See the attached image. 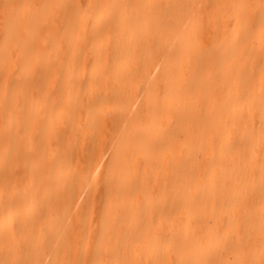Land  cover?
<instances>
[{"label": "bare ground", "instance_id": "obj_1", "mask_svg": "<svg viewBox=\"0 0 264 264\" xmlns=\"http://www.w3.org/2000/svg\"><path fill=\"white\" fill-rule=\"evenodd\" d=\"M0 264H264V0H0Z\"/></svg>", "mask_w": 264, "mask_h": 264}, {"label": "rangeland", "instance_id": "obj_2", "mask_svg": "<svg viewBox=\"0 0 264 264\" xmlns=\"http://www.w3.org/2000/svg\"><path fill=\"white\" fill-rule=\"evenodd\" d=\"M137 105V104H136ZM83 197H84V195L82 194L81 196H80V200H82L83 199ZM65 230V227L63 228V231Z\"/></svg>", "mask_w": 264, "mask_h": 264}]
</instances>
